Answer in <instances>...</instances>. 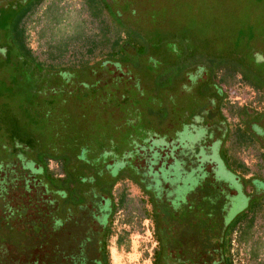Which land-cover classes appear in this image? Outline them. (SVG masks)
Returning <instances> with one entry per match:
<instances>
[{
  "label": "rangeland",
  "instance_id": "obj_1",
  "mask_svg": "<svg viewBox=\"0 0 264 264\" xmlns=\"http://www.w3.org/2000/svg\"><path fill=\"white\" fill-rule=\"evenodd\" d=\"M108 2L111 27L96 16L98 4L94 20L86 0H0V264H89L99 255L97 242L80 255L71 236L86 228L101 239L111 218L110 264H153L159 235L169 243L159 264H181L176 239L187 229L173 210L182 199L195 202L210 193L198 186L181 190L193 174L202 182L205 171L224 190L221 209L213 213L220 227L248 211L246 228L234 235V264H264V86L261 92L242 82L234 75L242 67L227 62L264 74V0ZM96 33L88 60H81L88 66L76 72L66 64L45 65L23 48L28 37L35 55L50 61L58 47V53L68 46L84 51L80 38ZM222 148L249 172L226 171ZM67 152L87 201L80 211L38 183L41 170L29 167L30 186L23 187L33 156ZM48 166L63 176L54 159ZM181 168L186 177L178 174ZM114 170L130 177L114 181L108 174ZM122 192L125 206L106 222L93 218L99 205L117 203ZM161 202L170 206L165 210ZM156 207L164 209L159 218ZM66 216L65 226L53 228ZM209 243L204 247L212 250ZM71 255L79 257L71 261ZM194 256L195 264H213L214 258L223 264L219 250Z\"/></svg>",
  "mask_w": 264,
  "mask_h": 264
},
{
  "label": "trees",
  "instance_id": "obj_2",
  "mask_svg": "<svg viewBox=\"0 0 264 264\" xmlns=\"http://www.w3.org/2000/svg\"><path fill=\"white\" fill-rule=\"evenodd\" d=\"M97 4H98V6H100V8L98 9L99 13L97 11L96 16L100 17V15H102L104 21L106 22V20L108 19L107 15H108V10H109V4L110 3L108 2V0H86V6L88 7L90 14H91V10L92 9L98 8ZM39 6L40 5H38L36 7L35 11L37 10V8ZM27 13H25L24 15H21L18 18V21H19V19H20V21H22L26 17ZM31 15L27 19V27H28V22H29V20L31 18ZM94 15H95V13H94ZM94 15L91 14V16L94 18V20L97 21V19H96V17ZM107 24H108L107 26H110V22H108V20H107ZM113 25L116 26V24H113ZM109 35H110L109 32L106 33L105 34L106 38L109 37ZM28 36H29V34H28ZM96 36H97V33L93 34V36H88V37L87 36H85V37L83 36V37L80 38V40L84 39V41L81 40L84 43V51H81L80 49L79 50L76 49V50L73 51L72 49H70L68 44H63V45H67L68 48H69V49L67 48L66 52L71 51L70 52V56H69V58H70L69 59V63L68 62L66 63V62H64L62 60L66 52L65 53H61V52L58 53V50H60L59 47L57 48V52H55V53L50 52L49 53L50 61L49 60L41 61L38 58V56L35 55L34 50L28 45V37H25V39L23 41V48L31 57H33L34 59H37L38 61L42 62L45 65L46 64L47 65L48 64L49 65L54 64L56 66L55 69H58L57 66H61L62 64H66L68 67H70V69L72 71L76 72V70L82 69V68H86L88 66V63L87 64H82L81 60L82 59L88 60V56L86 54V51L88 50V45H89L88 43H89L90 40L95 39ZM107 47H108L107 46V42H105L104 50H108ZM80 57H82V58H80ZM205 60H206V62H208L207 59H205ZM227 62H231L233 65L234 64L235 65H240L242 67V69H240L239 72H236L234 74L236 78L239 76L240 80L242 82L250 85L251 87L255 88L256 90L261 91L260 88H259V85H263L264 86V74H259L258 72L254 71L250 67L245 68L243 65L239 64L235 60H232V61L231 60L230 61L227 60ZM207 66H208L207 69L209 68L208 71L211 73L212 65L208 62ZM205 68H206V66H205ZM209 79H211V78L209 77ZM223 96L224 95H222V97ZM224 101H225V98L221 99L220 100L221 104H223ZM262 116L263 115L258 112L257 118L259 117L258 119H261ZM161 140H164V139H161ZM180 145L181 144H179L178 146L180 147ZM178 146H176L175 144L172 145L173 148H176V147L178 148ZM222 149L224 150V153L221 154L219 152V156H220L219 160L221 161V163L224 166V168H226V171L234 172L236 170H239L241 172H246V173L249 172L248 168H246L241 161L235 159L234 157H232L231 155L228 154V148L227 149L226 148H222ZM196 151L197 152H202L204 150H201V151L196 150ZM46 152H48V151H46ZM52 155L50 153H48V155L46 154V157L44 159L43 158L41 159L40 154L37 155V156H33V159H31V161L26 165V168H28V172H27L26 176L23 174L22 171L17 172V173H20L21 176H22V174H23V176H25V178H24L25 179V184H23L24 185L23 187L30 186V183L27 182V181L29 180L28 179L29 176H31V174H33V173H32V170L29 167H33V169H38L39 171L41 170V173L38 176H35V177H39V182L38 183L40 185L45 186L46 190L48 189V190H51L52 192L60 193L62 196H64L63 197V200H64L63 205L67 206L68 209L77 208L80 205H82V203H83L82 201L85 199V197L83 196L82 193L78 192L79 186L82 185L83 183L80 182V184H77V181H75L76 180L75 174H74V172H72L70 170V167L72 165V157L69 154V152H67L66 154H62L60 156H57V155H54V154H52ZM206 157L207 156H204V158H206ZM51 159H54L61 166V170H62L63 176H60L61 175L60 173L59 174L55 173L54 171L49 169L48 164H49V161ZM40 160H42V163H40ZM175 161H176L175 163L177 164V167L181 166V164H178L179 163L178 160H175ZM13 163H11V165ZM35 163L40 164V166L39 165L38 166L35 165ZM124 164H127L128 167L130 168L129 163L127 161L123 162V165ZM6 165L9 166V164H6ZM123 167H124L123 169H125L126 165L123 166ZM184 170H185L184 168L179 169L178 170V174L181 176V174H183ZM13 171L14 170H12V172ZM101 171H103V170H101ZM101 171H97V172H99V176L103 177V175H101ZM125 171L124 170H119V174L115 175V170H114V172L113 171H109L108 174H109L110 177L114 176V181L116 179L123 180V179H125L127 177H130V175H129L130 172H125ZM169 173H171V172H169ZM171 174L174 175V172H172ZM110 177H107V178L103 179L102 182H100L99 186H102L103 184L108 182L109 181L108 179ZM5 178L6 177H4L2 179L3 182H4ZM171 178H172V176H170L169 179L170 180H174V178H172V179ZM179 178L177 179V181L180 180ZM209 185H210V183L207 180H205V181H203V183L201 185V189H204L205 187H209ZM150 186H151L150 184H145L144 185L146 193H151L152 192V191L151 192L149 191V187ZM153 187H155L157 189L158 187H160V185L156 184ZM0 188H1V186H0ZM217 191L219 192L218 189H217ZM1 197H4V196H1ZM150 197H151L150 198L151 201H153L155 199V196L152 195V194H151ZM41 198H43V197H41ZM157 199H159V197ZM71 200H73V201L71 202ZM126 200H127L126 193L122 192L120 197H119L118 202L117 203H113L112 206H111V217H112V215L116 212V210L119 207L125 206V204L127 202ZM55 201H56V199L53 201V203H55ZM154 202H155V200H154ZM166 202H168V201H166ZM166 202L165 203L161 202V204L164 205L165 210H166L167 207L170 206V204L168 206L166 204ZM28 203H29V201L26 204L29 205ZM156 204L158 206L157 202H156ZM159 206H160V204H159ZM57 207L59 208V205ZM51 208H53V206H51ZM163 210H160L159 207L157 209V207H156L155 215L159 218V216L162 215L161 212ZM173 211L175 212V214H173L174 220L178 219L179 221L180 220L182 221V219L185 218V217H191L190 214H186V213L184 214L183 213V212L187 211V209L186 210H184V209H180V210L179 209H174ZM205 215H207V214H205ZM209 215L211 216V212H210V214L208 213V216ZM247 215H248V211L247 210H243L242 212L236 214L224 226V230L222 232V235L220 237L221 239H220V242H219V253H220V257H221V260H222L223 264H234L233 258H232V254H231L233 240H234V235L240 229H242V225L244 224V222L248 221V219L246 217ZM64 218L67 219V217H63V218L61 217V218L55 219L53 221L54 222L53 223V228L57 229V228L61 227L60 225L62 224L61 222H62V220H64ZM112 220H113V218H111V222L106 226V228H105V230H104V232L102 234V239H101L102 241H101V244H100V248H101V251H102L103 264H110L109 250H108V241H109V238L111 236V231H112V228H111L112 227ZM75 223L77 224V222H75ZM244 228H246V227L244 226ZM88 234H89V232H88ZM78 237H80V236H78ZM87 238L89 239L90 237H87ZM164 238H165L164 235H159L158 236L159 243H160V248L155 251V260H154L153 264H159V260L163 259V255H164L165 247H166V244H164V242H163ZM71 239L75 240V243H77V248L80 249L79 250L80 253H81L80 255H82V252L85 249V247H90L89 244H88V246H86V243L84 241H82L81 238H80V241L78 240V242H76L77 241V236L76 235H72ZM118 240H120V237L118 238ZM71 256H72L71 261H73L75 259V257H79V256H73V255H71ZM81 258H82V256H81ZM89 264H94L93 259L91 260V262Z\"/></svg>",
  "mask_w": 264,
  "mask_h": 264
},
{
  "label": "flooded vegetation",
  "instance_id": "obj_3",
  "mask_svg": "<svg viewBox=\"0 0 264 264\" xmlns=\"http://www.w3.org/2000/svg\"><path fill=\"white\" fill-rule=\"evenodd\" d=\"M206 156V155H205ZM207 158V157H206ZM213 170V169H212ZM215 170V169H214ZM185 173H187L185 170L183 171V174H181V176H183ZM187 175V174H185ZM184 175V176H185ZM205 176V177H204ZM186 177V176H185ZM214 176H212V174L207 173L206 171L203 172V181L207 180L210 185L209 187H205L203 190H207L210 193L204 197L201 198V200H196L195 202H187V200L182 199V204L181 206L178 207V209H184L187 211L183 212L184 214H190V216L192 217H185L182 219V221L184 222L183 225H186V229L187 231H184L183 233H178L179 237L176 239V245H177V256L179 257V261L181 264H195L196 263V257L194 255H198V258L201 254L203 253H209L212 256V252H217L219 250V242H220V237L222 235V232L224 230V226L227 224L225 220H223V224L221 225V227L218 225V219L214 217L213 213H219V210L221 209V207H217L220 206V202H222V199L220 200L219 195L222 197L224 190L218 189L219 192L216 189V180H214L213 178ZM202 176L199 177V175H194L192 176V180H191V185L187 186L184 183L181 182V190L182 192L184 191H193V186H198V188L201 189V185L203 183V181L201 182ZM99 186V185H98ZM80 189V190H79ZM78 192L82 193L83 196L85 195L83 193L82 188H78ZM151 196V195H150ZM182 196V195H181ZM184 196V195H183ZM151 198V197H150ZM82 205H80L77 208H74V210H81V209H87V201L84 199L82 201ZM99 213L94 214L93 218L99 220V222H106L107 217L111 216V206L110 205V200L107 199L105 200V204L103 205H99ZM204 209V210H203ZM70 210H68L69 212ZM211 212V216H208V213L210 214ZM207 214V215H205ZM70 215V214H69ZM73 215V214H71ZM194 215V217H193ZM67 217V216H66ZM70 216L67 217V219L64 218V220H62V224L60 225L65 226L68 219ZM232 219V218H231ZM70 221V220H69ZM107 224H104L103 230H101L102 232L100 234H103L105 228H106ZM88 230H84V232H80L77 235V239L80 241V238L82 241H84L86 243V246H92L95 242H97V249L99 252V255L97 256L96 259H93V262L95 264H103L102 261V251L100 248V244H101V239L97 238L95 239L93 234H88ZM80 236V237H78ZM72 237V236H71ZM87 237H90L89 239ZM84 238V239H83ZM77 240V241H78ZM167 237L164 238V244H169ZM205 241H208V243H212L213 244V249L210 250L205 246ZM209 243L210 247L211 244ZM201 245V246H200ZM215 247V248H214ZM90 247H85V249L83 250V252L87 251V249ZM166 252V249H165ZM195 252V253H194ZM193 257V258H192ZM213 264H216L215 262V258L213 260Z\"/></svg>",
  "mask_w": 264,
  "mask_h": 264
}]
</instances>
